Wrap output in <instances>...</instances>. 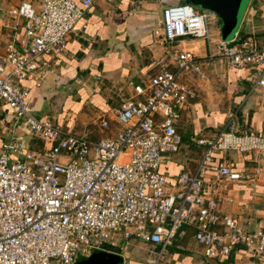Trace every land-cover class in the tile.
<instances>
[{
  "label": "built area",
  "instance_id": "obj_1",
  "mask_svg": "<svg viewBox=\"0 0 264 264\" xmlns=\"http://www.w3.org/2000/svg\"><path fill=\"white\" fill-rule=\"evenodd\" d=\"M93 0H20L0 16L1 121L10 134L0 142V264H73L94 250H119L120 242L148 245L143 264H160L183 225L205 257L240 246L264 264V225L247 227L218 210V186L248 177L224 154L237 151L255 162L251 179L264 161V129L240 126L230 112L223 126L189 141L200 149L191 168L170 183L160 166L181 143L182 113L191 105L204 68L258 64L249 90L264 98V45L251 34L223 40L208 30L214 11L183 1L160 9L153 33L169 48L155 58V69L131 84L110 114L117 126L94 136L89 123L80 129L36 116L27 101L25 77L44 78L52 58ZM200 40L202 52L184 44ZM40 141L30 147V138ZM209 170L210 178L204 177Z\"/></svg>",
  "mask_w": 264,
  "mask_h": 264
},
{
  "label": "crops",
  "instance_id": "obj_2",
  "mask_svg": "<svg viewBox=\"0 0 264 264\" xmlns=\"http://www.w3.org/2000/svg\"><path fill=\"white\" fill-rule=\"evenodd\" d=\"M19 1L0 0V16L7 17L8 8ZM31 1L34 7H38L41 0ZM178 1L93 0L67 36L64 51L52 58L47 75L40 80L31 77L21 80L27 88V101L33 112L38 113L36 116L45 115L53 122L80 129L83 124L96 120L101 113L110 114L119 99L131 93V84L144 80L155 69V58L169 48L166 43L160 42L153 30L157 26L161 7ZM246 34H251L258 45H264V0H249L236 31L239 37ZM184 44L202 52L200 40L189 39ZM216 63L207 65L209 74L217 75L221 85H224L223 90L216 93L218 96L205 98L209 105L206 112L197 106L195 98L191 103L193 108L196 105V117L203 118L210 128L202 130V126L195 122L193 129L184 134L187 140L192 136L210 135L216 125H224L230 112L234 113L233 118L240 126L264 129L263 95L260 90H249L259 65L226 68L224 65L221 67V62ZM207 74L205 71L204 79L195 78L199 82L197 91L202 82L208 80ZM4 109L6 107L0 106V142L10 134V122L1 121ZM92 133L97 136L96 131ZM29 146L39 147L40 141L32 137ZM224 154L236 170L248 177L218 186L219 212L236 216L247 227L263 226L264 161L260 162L261 171L256 178L251 179L255 162L248 154L237 151ZM162 167L174 173L186 166L177 159L167 157ZM204 177H211L209 170L204 172ZM192 232V226L183 225L168 245L166 258L163 262L161 259L160 264H256L255 259L240 246H235L227 254L205 257ZM118 251L121 252V249Z\"/></svg>",
  "mask_w": 264,
  "mask_h": 264
},
{
  "label": "rangeland",
  "instance_id": "obj_3",
  "mask_svg": "<svg viewBox=\"0 0 264 264\" xmlns=\"http://www.w3.org/2000/svg\"><path fill=\"white\" fill-rule=\"evenodd\" d=\"M179 1H182V0H179ZM218 25H219L218 18L216 20H209L208 21V30L212 34H216V32L213 30L215 28L218 29ZM216 64H220V63L217 62ZM221 67H223V63L221 64ZM208 69H209V66H206L205 71L208 73L207 74L208 80H206L205 82H202V85L199 87V89L197 91V95L195 97V102L198 103L197 106L202 108L204 111L205 110L207 111L206 107L209 106V105H207L208 102L206 101L205 98L209 97V95H211L213 97L218 96V94H216V93H219L218 91L223 90L222 87H224V85L223 86L221 85L222 81L217 77V75L215 74L216 76H214V74H212V73L209 74ZM194 106H195V108L191 107V105H190L185 110V112L183 114L187 113L186 116L182 114L183 117L180 120L179 132L181 134V138L182 137L183 138L181 140L179 148L176 151L168 152V157L171 158V160L177 159V160H179V162L183 163L188 168L192 167L194 160L199 156L200 149L196 145H193L191 142H189V140H187V138H186V136H184V134H186V132L190 131V129H193V124L195 122H197V125L202 126V130H208L210 128V126L206 125L203 118H197L196 117L197 116L196 115V113H197L196 112V105H194ZM33 113H34V115L38 114L37 112H33ZM89 126L92 129V131L93 130L96 131L97 137H100V136L107 135L112 129H115L117 124L114 121L109 120V128L108 129H101L97 125V123H89ZM220 126H221V124L216 125L215 129L219 128ZM214 130H213V132H214ZM120 245L122 247L119 248V250L121 249V252H123V254L125 255V259H123L122 253L119 252L118 250L117 251H111V252L116 254L118 256V259L120 257L122 261L125 260L126 261L125 264H127V263L128 264H143L145 258L147 256L151 255L150 252L148 251V248L144 244L142 245V244H140V242H138L136 240H129L127 243L120 242ZM98 250L99 249L94 250V251H98ZM166 250H167V248H166ZM167 253H168V251H166L163 254L162 262H163V260H165ZM50 264H54V262L51 261Z\"/></svg>",
  "mask_w": 264,
  "mask_h": 264
},
{
  "label": "water",
  "instance_id": "obj_4",
  "mask_svg": "<svg viewBox=\"0 0 264 264\" xmlns=\"http://www.w3.org/2000/svg\"><path fill=\"white\" fill-rule=\"evenodd\" d=\"M195 7L209 9L215 12L219 19L218 31L223 40L231 39L241 21L249 0H182ZM121 258L111 251H92L85 258L78 259L73 264H122Z\"/></svg>",
  "mask_w": 264,
  "mask_h": 264
},
{
  "label": "trees",
  "instance_id": "obj_5",
  "mask_svg": "<svg viewBox=\"0 0 264 264\" xmlns=\"http://www.w3.org/2000/svg\"><path fill=\"white\" fill-rule=\"evenodd\" d=\"M218 20H219V19H218ZM163 167H164V166H163ZM163 167H162V164H161V166H160V170L163 171V172H165V174L167 175V178H168L169 181L173 182V181H174V179H173V175L177 174V172H178L179 170H178V171H175L174 173H172L170 170H164ZM170 177H172V179H170Z\"/></svg>",
  "mask_w": 264,
  "mask_h": 264
}]
</instances>
